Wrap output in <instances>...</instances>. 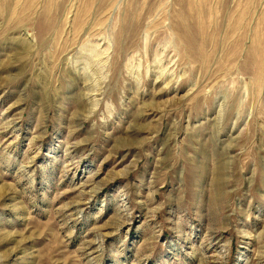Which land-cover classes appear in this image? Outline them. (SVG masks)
I'll return each mask as SVG.
<instances>
[{
	"label": "rangeland",
	"instance_id": "obj_1",
	"mask_svg": "<svg viewBox=\"0 0 264 264\" xmlns=\"http://www.w3.org/2000/svg\"><path fill=\"white\" fill-rule=\"evenodd\" d=\"M0 264H264V0H0Z\"/></svg>",
	"mask_w": 264,
	"mask_h": 264
}]
</instances>
